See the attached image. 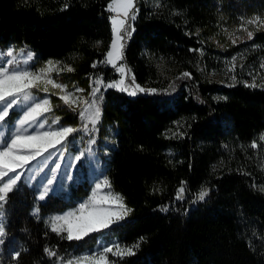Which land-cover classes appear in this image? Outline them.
<instances>
[{
  "label": "trees",
  "instance_id": "obj_1",
  "mask_svg": "<svg viewBox=\"0 0 264 264\" xmlns=\"http://www.w3.org/2000/svg\"><path fill=\"white\" fill-rule=\"evenodd\" d=\"M109 2L0 0V52H31L38 65L60 62L63 71L53 70L47 78L70 91H88L96 76L110 82L113 70L96 63L105 59L111 41ZM159 5L135 0L134 31L125 38L123 60L131 70L129 82L134 76L136 84L157 92L131 97L108 88L102 93L93 169L78 158V130L45 154L46 160L38 158L22 170L21 181L0 207L6 233L0 237V264H67L104 247L115 251V245L134 243L139 244L134 255L108 253V259L116 264H264V86L222 85L201 70L203 58L217 60L209 42L220 13L264 12V0H161ZM254 42L264 52V31L256 32ZM38 86L50 112L60 118L57 129H79V111L61 103L60 89L43 78ZM19 114L11 110L0 124V139L16 132ZM253 141L257 148L251 147ZM80 146L86 150L84 143ZM56 164L57 180L40 200ZM104 177L111 187L102 185L98 198L120 194L127 215L81 241L52 232L48 215L86 201ZM181 187L185 191L177 199ZM202 188L208 195L200 201ZM107 207L118 210L116 204ZM46 247L56 255H47ZM15 252L18 259L12 258Z\"/></svg>",
  "mask_w": 264,
  "mask_h": 264
},
{
  "label": "snow or ice",
  "instance_id": "obj_2",
  "mask_svg": "<svg viewBox=\"0 0 264 264\" xmlns=\"http://www.w3.org/2000/svg\"><path fill=\"white\" fill-rule=\"evenodd\" d=\"M159 7V3L156 4ZM67 7V5H65ZM107 11L115 13L110 16L109 20L111 23V41L109 50L105 53V59L96 63H103L111 65L121 74V79L105 84L106 88H115L121 92H127L130 96L137 95V91L148 92L154 94L157 92L156 89H144L141 88L135 82V77H131V84H125V75L130 74L131 70L124 64H117V61L124 60V47L126 37L131 36V26L126 27L127 21L130 18L135 20V0H110ZM178 14V13H176ZM123 17V18H121ZM260 17H254L247 20V24H259ZM242 28L247 31L246 27ZM131 29V30H129ZM123 33V35H122ZM248 38L253 39V33L248 31ZM235 43V41H233ZM7 57H13V51L8 49L5 52H0V56L5 55ZM32 53H28V59L32 58ZM235 60L233 57L231 61L230 71L235 70ZM15 61L8 59L6 62L0 63V124L5 122L6 117L10 116V111L15 108L19 102V98L22 96L24 101L33 99L31 97V89L38 86L39 81L43 78L46 84H52L54 87L59 88L63 95L60 99L69 108H73V105L83 104L85 107L78 113L81 121H85L83 127L85 131H88V123H91L93 130L95 125L98 123L101 112L98 107V100H102V96L97 97V93L101 91L100 87H93L90 93L92 97L91 101L82 97H76L72 92H68L67 86L57 84L52 79L47 78V73L53 70L63 71V69H57L56 65L58 61H48L47 67L40 70L39 74L28 69H20L16 67H8L6 65H13ZM27 63V61H25ZM96 63H93L92 67H96ZM67 67V66H66ZM260 69L264 70V61H261L259 65ZM67 71H74L73 68L67 67ZM184 76H190V73H183ZM235 80L236 77L232 76ZM96 85L103 83L101 79L95 81ZM246 86L256 87L255 81L250 85ZM131 89V90H130ZM47 92V88H44ZM77 92H83V89H76ZM51 111L50 101L43 99L42 102H36L34 105H30L23 113V117L19 119L20 127L16 129V132L11 137L0 139V207L2 203L6 202L9 193L16 189V186L21 181L23 171L33 162L37 161L38 158L47 159L45 154H51L50 150L57 149L58 145H63L67 138L79 129L70 126H61L56 130H44L46 122H39V118L46 112ZM59 117L53 121L58 123ZM25 125L32 127L35 125L33 132L28 133V129L24 128ZM23 129V131H21ZM27 133V134H26ZM2 135V134H0ZM260 141H264V135H261ZM91 140L90 143H94ZM252 148H257V142L253 141L251 144ZM71 166V165H70ZM60 168V164H56L55 168L51 170V178H48L46 184L42 186L43 190L39 193L38 199L44 200L47 193L51 190V186L56 178V170ZM30 179V177H29ZM104 187H111L110 181L107 177H104L101 183H96L95 189L92 195L84 202L79 204V208L75 211H69L63 215H57L50 220V229L57 235H61L62 238L68 241H81L87 237L90 233L99 232L103 229L110 227L116 220L122 219L127 215L129 209L123 203V197L118 193L108 192L103 198H98L97 190ZM261 191H264V186H261ZM185 189L181 187L179 189L177 199L181 198L179 193L184 192ZM208 195V189L202 188L197 196V200L203 201ZM98 203L116 204L118 210H111L105 208H98ZM166 211L167 208H164ZM39 209H34V214H38ZM0 213V218H2ZM5 227L0 222V237L5 236ZM142 241L143 238L141 237ZM0 243H3L0 240ZM138 243H134L132 246L121 248L119 245H115V251L113 247H104L103 250L95 255L85 254L81 257L76 258L75 261L69 259L67 264H116L115 261L108 259L107 254L111 253L113 256L123 257L125 255H134V249L138 247ZM45 253L49 256H55L56 253L49 250L47 247L44 249ZM20 252L13 254V259H18Z\"/></svg>",
  "mask_w": 264,
  "mask_h": 264
},
{
  "label": "rangeland",
  "instance_id": "obj_3",
  "mask_svg": "<svg viewBox=\"0 0 264 264\" xmlns=\"http://www.w3.org/2000/svg\"><path fill=\"white\" fill-rule=\"evenodd\" d=\"M145 1L150 6H156L157 2L158 3L161 2V0H145ZM229 14H230L229 12L220 13L216 32L213 35V38L211 39V41L209 42L210 47H213L212 49H214L217 52L216 53L217 60H211L210 57H207L205 59L203 58V62H202L203 64L201 65V70L203 71V73L206 75V77L209 80L217 81L222 85H234L237 83H244L245 85L246 84L250 85L251 83H253V81H255L257 86L252 87V88H260L264 86V70L260 69L259 67L261 61H264V52H263V49L259 47L257 43L254 42V37L257 31H264V12L247 14L241 11L235 15H229ZM113 15H115V13L110 12V16H113ZM254 17H260V23L258 25L257 24H247V20L252 19ZM133 21L134 20H131L129 18L127 21L126 27L128 25L132 26ZM242 25L243 27L247 28V31L243 30ZM248 31H251L253 33V39L251 40L248 38V34H247ZM233 41H235V43H233ZM206 47H209V46H206ZM11 50L13 51V57H7L6 54L3 56H0V60H2L3 62H6L8 59H13L15 61L13 65H6L10 68L12 67H16L20 69L26 68L30 71H33L39 74L41 69L47 67V63L43 65H38L33 55H32V58L29 60L28 59L29 52H26V51L19 52V51H15L14 49H11ZM201 54L205 56V55H211L213 53H210L209 51H202ZM233 57L236 58L235 60L236 67L234 71H230L229 69L231 68V61ZM25 61H27V63H25ZM117 64H124V63L123 61H117ZM60 65L61 63L59 62V64L56 65V68L60 69ZM102 65L104 67H109L113 70V74L115 77L114 79H112V81L106 82L101 76H96L91 82L90 89L86 92L84 91L77 92L76 89L71 90V91L67 89L66 90L68 92H72L74 96L76 97H82L84 99L91 101L92 97L90 96V93L92 91V88L98 86L100 87L101 91L97 93V97L102 96V93L106 89H108L105 87V84L121 79V74L116 69H114L111 65H106L103 63ZM51 73L52 71L48 72L47 74L49 75ZM232 76H235L236 79L233 80ZM129 77H130V74L125 75L124 77L125 84H128V85L131 84V82H129L128 80ZM49 79L54 80L51 77ZM97 79H101L103 83H101L100 85H96L95 81ZM40 90H41L40 86H37L31 89V97L33 99H30L29 101H24L22 96L19 98V102L14 108L20 112L17 118V121H16V127L18 128L20 127L19 119L23 117L24 111L30 105H34V103L42 102L43 99H46L45 97H42L40 95ZM125 93L127 94V92ZM145 93L147 92L137 91V95L145 94ZM63 94L64 93H62L60 90L59 97ZM135 96H131V97H135ZM60 101L63 105H65L62 100ZM83 107H85V105H83L82 103L79 105H73V108L77 109L79 112L82 110ZM98 107L100 109L101 100H98ZM55 119H56V115H54L53 113L51 112L44 113L39 118V121L37 122V123L46 122L45 128L40 129V131L49 130V129L56 130L57 129L56 125L58 124L53 123ZM79 121L81 122L80 128H79V132L81 134L79 136L80 143L77 144V147L79 149V152L77 155L79 159H82L84 163H86L88 166H90L91 169H93L98 160V157H97V153L92 150L91 146L93 143H90V141L95 140L97 124L95 125V129L93 130L92 124L88 123L87 125L88 131H85L83 127L85 121H81L80 118H79ZM24 128L28 129V133L29 132L31 133L34 131L35 125H33L32 127L25 125ZM81 143L85 144L86 150H83L81 148L80 146ZM97 174L98 176H100V170H98ZM51 175H52V172H50L48 178H51ZM55 180H57V170H56ZM101 196L102 198L104 197L103 194H101ZM97 207L108 209L107 203H102V204L98 203ZM78 208H79V204L75 208L65 211L63 213L52 212L48 215V218L49 220H51V218L54 216L63 215L69 211H75Z\"/></svg>",
  "mask_w": 264,
  "mask_h": 264
}]
</instances>
